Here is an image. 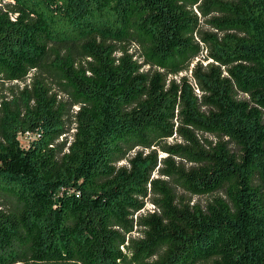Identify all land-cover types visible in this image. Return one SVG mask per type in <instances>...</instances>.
<instances>
[{"label": "trees", "instance_id": "obj_1", "mask_svg": "<svg viewBox=\"0 0 264 264\" xmlns=\"http://www.w3.org/2000/svg\"><path fill=\"white\" fill-rule=\"evenodd\" d=\"M59 1L63 2L8 0L5 9L19 14L15 21L0 9V82L28 77L40 82L53 77L65 84L70 79L66 90L73 87L99 102L100 123L88 120L89 135L78 146L79 160L68 173L54 176L50 175L53 155L48 143L62 131L61 116L54 125L45 110L34 107L31 112L27 104L29 114L7 118L4 132L9 147L0 145V187L16 188L23 207L14 209L12 215L0 212L5 218L0 217V264L76 261L89 239L95 264H205L213 260L212 264H264V0H125L113 11L106 0H65L66 5H58ZM51 4L56 9L43 12ZM203 23L217 32L203 30ZM133 24L158 37L143 39L134 47L130 43L121 46L120 41L134 36ZM112 26L120 33L110 34ZM205 50L206 59L217 64L206 71L198 64L193 81L186 76L180 82L170 79L188 71L189 60ZM45 52L49 63L42 64L39 59ZM76 54L97 59L91 64L96 68L92 79L81 63L74 64ZM145 66L147 70L159 68L147 72ZM47 89L42 86L41 91L48 94ZM26 90L25 99L31 98ZM28 131L42 133V139L23 148L17 137ZM205 133L218 139L229 136L242 144L243 152L223 156L220 145L213 146ZM169 138L173 142L167 143ZM181 139L196 149L192 155L180 148L184 147L178 143ZM137 146L153 147V155L167 153L163 158L171 160L177 156L207 166L226 165L223 174L233 179V186L236 182L235 210L218 204L225 212L191 220L188 209L178 210L171 202L173 192L178 191L174 183L184 185L183 174L164 180L165 187H152L151 192L146 189V178L143 190L141 185L134 188L136 184L124 172L93 186L98 177L113 175L109 166L113 148H127L120 154L124 158ZM239 157L242 162L237 165ZM141 172L147 175V170ZM160 174H167L165 167ZM208 175L196 179L197 184L210 186L216 175ZM257 178L263 184L254 188ZM72 187L82 195L78 216L70 215L71 224H62L55 210L47 207L62 188ZM150 201L158 206L165 202L175 214L159 222L152 214L148 221L142 213L132 218L142 209L138 203ZM142 227L154 233L144 234V242L135 245L129 235ZM162 249L166 251L161 253Z\"/></svg>", "mask_w": 264, "mask_h": 264}, {"label": "rangeland", "instance_id": "obj_2", "mask_svg": "<svg viewBox=\"0 0 264 264\" xmlns=\"http://www.w3.org/2000/svg\"><path fill=\"white\" fill-rule=\"evenodd\" d=\"M7 1L8 0H0V6H1L0 9L7 12L9 14L10 19L12 21H15L19 17V14H17V12H10L9 9H5L6 7L5 4H7ZM106 1L110 5L111 11H113L117 6L120 5L121 2L125 0H106ZM133 1L139 2L137 0H133ZM63 2L64 5H66V1L63 0ZM63 2L59 1L58 5H62ZM53 8L54 10L56 9L52 4L49 5V7L45 6L43 8V12L49 11L50 9L53 10ZM135 13H139V11L136 10ZM203 24H204L203 30L213 33L217 32V30L211 28L209 25L205 23ZM132 28L133 30H131V33L134 34V36H130L124 39L123 41H120L121 46H127L128 43H130L131 47H134L136 45H139L138 42L143 39H149L151 41L158 37L157 36L158 34L152 37L153 32L151 30L144 31L141 28L135 27V24L132 25ZM108 31L110 34L120 33L121 29L119 30L114 29V27L112 26V28L108 29ZM195 35L197 36V33H195ZM160 48H162V46ZM135 50H137L136 47L134 51ZM62 52L64 53V50ZM207 53L208 51L205 50L203 54L200 53L198 56L189 60L190 67L188 71H182L177 75L173 74L170 76V79L171 80L175 79L176 81L180 82L179 78L186 76L190 81H193L195 79L193 72L194 70H197L198 64H201L203 66L204 71L207 70L209 65L217 64V62H215L212 59L209 60L206 59ZM48 55H49L48 52H45L43 56L39 59V62L42 64L49 63ZM139 55H141V53L137 51L138 58ZM75 57L76 59L74 64H76V66H79V63H81L82 67H85L84 69H86V73L91 74L90 78L92 79V74H94L93 70L96 68L91 66V64L97 61L95 56L92 55L82 56L81 54H76ZM87 63H90L91 68ZM118 63H119L118 61H115V64ZM158 68L159 67L154 66V68L147 70L149 69V67L145 66L147 72L148 71L155 72V69ZM117 69H120V67H118ZM37 70L38 68H32V71L33 72L35 71L34 73H39V71ZM141 70H144V68H141ZM34 73H32L30 76L34 75ZM45 76L48 77L49 75L46 74ZM58 80L60 79L49 77L40 82L39 81L33 82V79H29L28 77L26 80L18 79L13 81L7 80L0 82V145H2L3 148L9 147L6 142L5 132H4L7 118L16 117L17 115L23 117L24 115H26V113H28L29 111V110L27 111L28 108L27 104L30 105V110L33 109L34 107L35 109L38 107V109L45 110L46 113L49 115L50 119L54 122L53 123L54 125H56L55 123L58 116H61L62 123L61 126H59V128L62 129V131L57 133L48 143V150H50L49 154L53 155V158L49 163V166L51 167L50 175H54V176L59 175L60 173H68L69 169L73 166V163L79 160L81 152L78 151V146L83 145L85 138L89 135V132L87 130L88 120L90 119L94 123H100L99 102H97L92 96L81 95L73 87L66 90L65 86L70 85V81H71L70 79H67L65 84H61L60 82H58ZM2 82H4L5 84L3 85ZM91 83L94 84L93 82ZM95 85L98 87L97 84ZM42 86L48 88L47 89L48 94L46 91L44 92L41 91ZM196 88H195L196 93L201 94V91ZM26 89H28L29 93L33 95L31 98L28 97V99H25V95L27 91ZM239 97L244 100L243 95L240 94ZM248 98L249 97H247V100ZM33 111L35 110H31V112ZM148 136L150 138L154 137L152 134H148ZM204 137L212 140L211 144L213 146H217V144H219L220 145L219 147L221 148L220 149L218 148V150L223 156L225 152L226 155H228L227 157L230 156L236 157L240 155V152H243L242 144L235 143L232 140V138H230L229 136L226 135L221 136L220 139H218L216 138V136L205 133ZM17 139L19 144L23 148H28L32 142H37L40 139H42V133L31 132V131L25 133L20 132L18 134ZM169 141L173 142V138L167 139V143H169ZM178 143L184 145L185 141L181 139L180 141H178ZM171 145H176V143H172ZM224 146H226V151ZM152 148L153 147L149 148V147L137 146L136 148L130 151L127 157L124 158L120 157V154L122 153L121 151L123 150L124 152H127L128 151L127 148H122V147L113 148L109 163L110 168H112L113 170V175L111 177H98L93 181L94 183L93 186L97 188L107 182H110L115 176L120 177L121 173L124 172L125 178L130 180L132 183L136 184L134 188L135 187L140 188L141 185V188L143 190L142 182L144 181L143 179L146 178V182H147L146 189H149L151 192L152 187L158 190H160L159 188L165 187V184L163 183L164 180L168 181L170 178H174L183 174L186 176V178L184 179L185 181L184 185L179 186L177 183H174V187H176L178 191L173 192L174 194L172 196L171 202L173 204V207L178 210L184 211V209H188L190 211L188 217L191 220H192V216L194 217L198 216V220H205V216L213 217L218 215L217 212H225V210L220 208L218 204H222V206H225V208H227L228 210L230 209L235 210L234 208H236V205L233 200L234 199L233 194L235 191L236 182H235V186H233L234 185L233 179L223 174L224 173L223 170H225L227 167L226 165L221 164L215 166L214 165L207 166L194 162L192 163L186 159H182L177 156H173V160H171L168 158H163L164 156H166L167 153L159 152L158 156L153 155L151 153ZM180 148H182L183 150H187L190 155H192V153L196 151V149L190 146L189 144L184 145V147L180 146ZM174 160L177 161L175 162ZM180 161L186 163L185 164L186 166L185 165L183 166ZM241 162L242 160L239 157L236 160V164L240 165ZM152 165L155 166L154 170L153 169L150 170ZM191 166L193 169H189ZM163 167H165V171L167 174L164 175L160 174V169ZM205 167H208L210 169L205 170L204 169ZM141 170H143L144 172H146L147 170L146 173L147 175L141 172ZM208 173L211 174L210 177L216 175L215 178L210 180L211 182L210 186L197 184L196 179L197 180L204 179L205 177L209 176ZM159 178H162V180ZM262 184L263 183L261 179L257 178V180L253 184V187L257 188L262 186ZM198 189L202 191H199ZM81 199H82L81 192L78 191L76 188L74 187L62 188L59 194L53 198L50 204H48L47 210L48 211L55 210V212L58 214V216L56 217V220L58 222L62 224H68V223L71 224L72 219L69 216L71 215L73 219H75L78 216L76 210L79 208V205L81 204L80 201ZM64 204L66 206L65 208L62 207ZM138 205L142 206V209L134 213L132 218H136L138 215L142 213L144 215V220L148 221L151 220L149 215L152 214V215H156L155 222H159L158 220L165 219L166 215H167L166 219H168L170 215L175 214L174 211H168L167 208L170 207L166 206L165 202H160V206H158V204H155L154 202L151 201L150 203L146 202L144 204L138 203ZM22 207H23V203L19 201L16 195V188L0 187L1 213L12 215L14 209L20 210ZM66 214H68V216H66ZM0 217L4 218V216H0ZM139 226L140 225L136 223V227ZM3 227L4 229H6L5 225ZM116 229L118 230L119 227H117ZM123 232L124 230L121 231V233ZM151 232L153 231L149 228L142 227V229L138 231L137 228H135V232L130 233L131 235L129 236H132V238H134L135 240L134 244L138 245L144 242L142 240L143 237H145L144 234L146 233L149 234ZM129 244L130 243L127 242L125 245H122L121 250L126 251L125 248ZM164 251L166 250L162 249L161 253H164ZM81 252L83 253L79 254V257H81L80 259L76 261L61 260L58 264H95L94 261L95 259L93 258L90 250V239L88 240V245L85 248V251H81ZM84 260H86V262L83 263ZM213 261H210L209 263H205V264H212ZM19 264H23V263L21 262Z\"/></svg>", "mask_w": 264, "mask_h": 264}]
</instances>
